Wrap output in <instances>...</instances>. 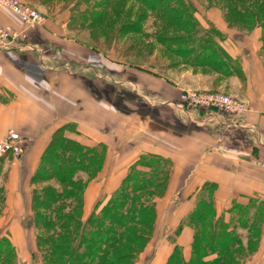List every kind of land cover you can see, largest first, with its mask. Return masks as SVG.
Segmentation results:
<instances>
[{"label":"rangeland","instance_id":"1","mask_svg":"<svg viewBox=\"0 0 264 264\" xmlns=\"http://www.w3.org/2000/svg\"><path fill=\"white\" fill-rule=\"evenodd\" d=\"M24 1L32 3V6L43 13L46 19L48 18L51 9L46 13L45 9L35 2ZM57 1L60 6L58 12L73 5L70 10V21L72 20L75 26L72 27L70 24L67 28L69 34L77 40L70 43V51L65 53L67 60L78 57V59L96 63L100 72L104 73L105 70L113 74V83L117 86L113 84L114 87H112L108 79L92 80L90 89L87 87L85 89L96 103L82 98L73 99L70 93L66 94L64 100L66 104L61 107L64 109L63 115L66 119L82 121L88 127L90 125L92 129H95L97 141L102 140L97 146L101 145L100 147L104 149V158L109 157L113 163L109 165L114 166L113 169H105L103 163L100 166L101 170L90 173L79 172L75 178L76 181L86 183L82 194L84 213L89 204L92 207L91 213H93L96 207L100 209L107 203L111 194L121 186L126 178L136 173L132 171L133 167L137 166L138 159L145 155L142 153L145 149H156L168 155H174L177 160H180L178 161L180 165H183L181 160H185L182 136L187 133L192 134L194 131L188 124L187 115L177 109L153 110L139 98L135 90L132 91L133 85L146 95L156 96L170 93L169 95H178L181 100L182 95L188 91H213L233 96L239 101L241 99L220 88L224 85L223 76L226 74L221 69L213 65L190 62L192 59L188 61L186 55L172 46L171 39L180 34L184 35L182 28L175 21L163 19L158 11L146 8L138 0ZM234 4H240L244 8L248 7L255 11L260 18L258 23L249 17L253 11L247 13V17L237 11ZM51 5L49 1V5L46 6ZM185 6L182 19L186 18L188 23H192L191 18L196 17L204 26L211 23L225 36L230 35V39L226 36L223 43L221 42L228 53L236 49L237 42L234 39L236 35L247 36L255 29L261 28L263 37L264 29L260 24L264 22V10L262 12L260 10L264 8V0H188ZM52 12L57 13L55 9ZM94 17L97 18V22L88 24L89 20ZM199 35L202 38L206 37L203 32ZM249 40L247 38L248 45H251ZM198 43L196 42V45ZM259 44H262L259 56L264 64V38ZM77 48L80 50H76ZM72 54L75 56H71ZM160 82L164 85L161 86ZM247 104L249 106L248 115L253 109L249 103ZM74 126L68 123L61 128L74 132ZM197 145L199 146V143ZM44 152L40 155L36 168H31L27 163L29 160L26 154L19 159L10 157L0 161V244L9 242L16 254L14 257L10 254L7 256L9 262L3 260L1 264H46L43 252L50 248L49 231L38 218L46 211L42 206L34 204L33 191L44 187L61 189V186L54 177H47L42 181L32 178L37 172L41 174L51 169L49 163L51 160H48ZM158 156L164 158L166 166H170L167 158ZM115 163L118 164V169L115 168ZM138 168L148 172V169ZM261 169L264 168L261 167ZM183 171L180 172L178 183L169 185V180H167L157 188L141 192L147 200L155 201L153 209L155 218L145 224L146 226L138 228L139 232L149 238L147 242H142L139 249L133 247L139 254L134 264H152L158 252H166L162 247H165L167 252L174 247L173 236L175 238L179 236L178 230L183 222L182 215L191 206L192 201L189 199L185 209L178 208L180 199L185 196V188L181 184L186 174ZM180 191L183 192L178 193ZM202 193L207 195L208 190L205 189ZM70 201L76 205V200H68V204L71 203ZM234 213L235 216L231 219L230 226L234 227L233 230L236 232L241 230L239 235L242 238L248 235V241L238 250L237 257L227 256L221 264H264V249L261 248L264 238L263 225L256 226L251 234H247L244 229L239 230L240 225L242 226L239 212L233 211ZM189 228L190 237L193 238L191 237L189 241L191 247L187 251L190 253L187 259L191 258L192 243L196 232L195 226L189 225ZM215 257L216 254L208 259L212 260Z\"/></svg>","mask_w":264,"mask_h":264},{"label":"crops","instance_id":"2","mask_svg":"<svg viewBox=\"0 0 264 264\" xmlns=\"http://www.w3.org/2000/svg\"><path fill=\"white\" fill-rule=\"evenodd\" d=\"M28 1L43 7L46 13L50 9L51 12L46 23L31 31L26 41L19 42L14 50L0 49V133L4 134L14 129L27 138L29 140V147L25 153L29 160L27 163L31 168H36L40 155L55 130L68 123L75 125V130L74 132L65 130L66 137L87 147H96L100 144L102 140L97 141L95 129L82 121L66 119L63 115L64 109L61 107L66 104L64 100L70 93L73 99L82 98L96 103L85 89L86 87L90 89L92 80L108 79L112 87L115 84L113 74L105 70L104 73L100 72L96 63L78 57L67 60L68 57H65V53L70 51V43L77 40L69 34L67 28L70 25L72 4L58 12L60 6L57 0ZM49 1L52 5L48 7L46 5H49ZM54 9L56 14L52 12ZM0 21L15 30L23 29L18 18L7 10L0 9ZM261 31L260 28L247 36L236 35L234 38L237 42L236 49L229 53L234 57L236 67L234 66L232 73L224 74V85L220 86L225 92L252 106L253 111L244 117L210 109L192 110L181 103L178 95L173 96L169 93L151 96L141 93L135 85L131 87L132 91L135 90L139 98L153 110L167 108L184 112L188 124L194 130L192 134L182 136L185 148V160H181L183 165L178 164L180 160L174 155L156 149H145L142 152L161 155L170 161L169 185L178 183L180 172L183 171L181 169H185L186 174L181 183L185 188V196L180 199L178 208L185 209L189 199L192 201L182 219H186L196 208L199 197L204 194L202 192L207 189L208 184L213 185L214 189L209 199V195L203 196L212 202L216 217L223 219L225 223L229 224L235 216L233 211H237L236 205H249V217L252 221L258 205L264 204V169L257 164L258 161L264 160V64L259 56L262 49V44L259 43L264 36L262 37ZM226 36L228 39L231 38L229 34ZM247 38L250 39L251 45H248ZM163 85L161 83V86ZM108 160L109 157L105 159L104 168L113 169L114 166L109 165L113 163ZM115 164V168L118 169V164ZM181 192L183 191L178 193ZM91 212L92 207L89 204L84 213L85 217ZM262 225L264 233V220L261 222ZM233 228L230 226V229ZM240 229L249 234L248 228L240 225ZM191 237L189 224L185 223L179 231V236L177 238L173 236L175 240L173 246L175 244L181 246L186 258L190 255L187 251L191 247L189 243L193 238ZM242 240L243 243H247L248 235ZM173 248L167 252V249L162 247L166 252H158L152 264H166Z\"/></svg>","mask_w":264,"mask_h":264},{"label":"trees","instance_id":"3","mask_svg":"<svg viewBox=\"0 0 264 264\" xmlns=\"http://www.w3.org/2000/svg\"><path fill=\"white\" fill-rule=\"evenodd\" d=\"M138 2L146 8L158 11L163 19L175 21L182 28L184 35L180 34L171 39V44L186 55L188 61L192 59L190 62L194 61L196 64L213 65L226 74L233 72V68L236 67V64H233L235 59L222 45L226 36L211 23L204 26L196 17L191 18L192 23H188L186 18L182 19L188 0H138ZM234 7L247 17L253 11L240 4H234ZM263 10L264 8L260 11ZM250 14L249 17L258 23L259 15L255 11ZM96 22L97 18L94 17L87 23ZM69 24L75 26L72 20ZM260 25L264 29V22ZM200 32L206 34V37H200ZM196 42L199 43L196 45ZM100 146H84L66 137L65 129L56 130L44 152L48 160H51L49 162L51 169H44L45 172L41 174L37 172L32 177L37 181L54 177L61 186V189L44 187L33 191L34 204L42 206L46 211L44 215L38 217L49 231L50 248L43 252L46 264H134L139 254L133 247L139 249L142 242H147L149 238L139 232L138 228L154 220L155 201L147 200L141 192L157 188L169 180L170 166H166L164 158L158 155H142L136 162L137 166L133 167L132 171L136 173H132L131 177L124 180L104 206L100 209L96 207L89 217H84L82 194L86 183L76 181L75 178L79 172L101 170L100 166L106 158L103 155L104 149ZM138 167L148 169V172ZM213 189V185L207 188L208 199ZM208 199L204 196L199 197L196 208L180 225V229L184 223L195 226L191 258L187 259L184 249L175 244L166 264H221L227 256H238V250L244 245L241 236L230 229V223L216 217L213 204ZM68 200H76V205L71 201L68 204ZM61 203L65 205L61 206ZM235 208L240 214V223L248 228L250 234L256 226L261 225L264 204L258 205L252 221L249 217V205H236ZM10 254L16 256L10 243L0 244V262L5 260L8 263L7 256ZM215 254L214 259H208Z\"/></svg>","mask_w":264,"mask_h":264},{"label":"built area","instance_id":"4","mask_svg":"<svg viewBox=\"0 0 264 264\" xmlns=\"http://www.w3.org/2000/svg\"><path fill=\"white\" fill-rule=\"evenodd\" d=\"M0 9L15 15L23 26L18 31L0 21V49L14 50L15 45L26 41L31 31L46 23V16L24 0H0ZM181 103L188 108L210 109L241 117L249 112V106L244 100L239 101L233 96L213 91H188L182 95ZM28 147L29 140L16 130L0 133V161L8 157L19 159L27 152ZM257 164L264 168V160Z\"/></svg>","mask_w":264,"mask_h":264}]
</instances>
